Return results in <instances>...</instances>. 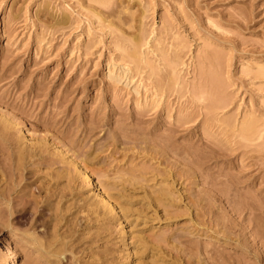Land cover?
<instances>
[{
  "label": "rangeland",
  "instance_id": "374dc122",
  "mask_svg": "<svg viewBox=\"0 0 264 264\" xmlns=\"http://www.w3.org/2000/svg\"><path fill=\"white\" fill-rule=\"evenodd\" d=\"M0 117L42 146L0 151V264L58 211L66 264H264V0H0Z\"/></svg>",
  "mask_w": 264,
  "mask_h": 264
},
{
  "label": "bare ground",
  "instance_id": "6f19581e",
  "mask_svg": "<svg viewBox=\"0 0 264 264\" xmlns=\"http://www.w3.org/2000/svg\"><path fill=\"white\" fill-rule=\"evenodd\" d=\"M4 116H2V118ZM7 118L6 119L3 118L2 120H6V122H8ZM4 123H5L4 121H3V123L2 122L0 123V151L6 157V160L11 162L10 166L13 167L12 161L14 159V156H17V165H16L17 169H20L21 165L27 164L26 163L27 161L30 162L32 165L35 164V158L38 156V154L40 152L39 149L42 146L40 145L39 149L36 147V144L33 147L32 146L31 147L30 146L29 147L28 146L21 147L20 141L18 139H16L15 136H13V132L11 130L12 128H10L7 124H4ZM37 150H39V152H37ZM14 162H15V160H14ZM15 164H16V162H15ZM8 165H9V163H8ZM5 166H7V165H5ZM83 171H84L85 178H87L88 182L91 183L92 176H90L89 172L85 169V167H84ZM91 184L93 185V182ZM27 186H29V185H27ZM12 187H14V186H12ZM8 190H9V188H8ZM6 191H7V189H6ZM11 191H9V192H11ZM20 192H21V190H20ZM22 196L21 195L18 196L19 197L18 199L20 200V202L22 204V208H21L20 212L26 214V213L30 212L32 205L30 204V202H27L29 199L28 200L26 199L25 201H23V197L25 195L23 197ZM101 198L107 204V209H108V207H111V208H109L111 210V213H113V212L115 213L118 210V205L116 203H114L112 200H110L108 198V196H106L104 194V195H101ZM30 200L33 201V199H30ZM33 202H31V203L34 204ZM38 202H41V201H38ZM38 202H36V203H38ZM18 203H19V201H18ZM36 203L34 204V207H35V208L33 207L34 209L39 208ZM8 205L11 206L12 204H8ZM29 205H30V207H28ZM13 207H14V205H13ZM41 210H43V209H41ZM56 211H58V210H56ZM13 212L14 211L12 210L11 214ZM62 212L63 211L54 212L52 214V216H50L51 217L50 221L49 220L47 221L46 218L43 217L42 212L41 213L39 212L40 213L39 215L37 213H34L33 218L30 221V223L27 225H24V226L14 222V220H12L10 218L8 219V221L6 223V224H8V226H6V227H9V230L11 232V236L14 237L15 239H18L23 244H25L26 245L25 247L30 249L29 253L34 256V258L30 259L31 264H66L67 261L76 258L77 250H78L77 246H79L80 240H78V238L75 237V231L74 230L73 231L72 230L67 231L68 233L73 232L72 235H70L68 233L62 234L60 232L61 228H63V227H61V223H63V219H65L64 218L65 216H63L64 214H62ZM47 219H49V217ZM102 219H106V215H104ZM119 220H121V219H119ZM64 225H66V223H64ZM122 229H124V227ZM123 232L125 233V230H123ZM103 240H101V241H103ZM127 250H130V248H128ZM95 252L99 256H101L100 259H98V262L100 264V261H102L104 256H105V252L101 251V250L100 251L96 250ZM64 258H66V261L64 260ZM125 264H130V261L127 260Z\"/></svg>",
  "mask_w": 264,
  "mask_h": 264
}]
</instances>
